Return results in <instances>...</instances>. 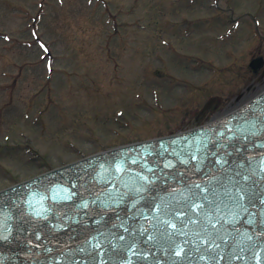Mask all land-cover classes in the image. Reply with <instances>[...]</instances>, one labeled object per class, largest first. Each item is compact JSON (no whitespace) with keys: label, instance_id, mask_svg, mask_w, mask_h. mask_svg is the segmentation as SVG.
<instances>
[{"label":"rangeland","instance_id":"rangeland-1","mask_svg":"<svg viewBox=\"0 0 264 264\" xmlns=\"http://www.w3.org/2000/svg\"><path fill=\"white\" fill-rule=\"evenodd\" d=\"M214 2L0 0V189L254 96L264 0Z\"/></svg>","mask_w":264,"mask_h":264},{"label":"water","instance_id":"water-1","mask_svg":"<svg viewBox=\"0 0 264 264\" xmlns=\"http://www.w3.org/2000/svg\"><path fill=\"white\" fill-rule=\"evenodd\" d=\"M0 264H264V97L0 193Z\"/></svg>","mask_w":264,"mask_h":264}]
</instances>
